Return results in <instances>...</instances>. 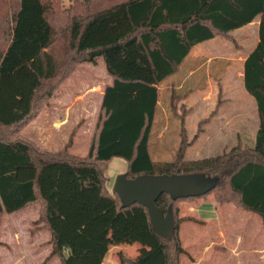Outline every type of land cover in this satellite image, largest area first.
<instances>
[{"label":"trees","instance_id":"trees-1","mask_svg":"<svg viewBox=\"0 0 264 264\" xmlns=\"http://www.w3.org/2000/svg\"><path fill=\"white\" fill-rule=\"evenodd\" d=\"M0 11H5L0 19V232L5 215L39 205L35 224L50 231L53 246L43 264L52 256L61 264H102L108 242L89 238L82 228L112 210L96 232L117 230V219L136 211L148 228L138 241L153 249L129 263L181 264L187 251L179 227L184 221L198 222L180 217L181 201L213 193L218 202L264 221V0H74L69 8L63 0H0ZM255 21L259 41L246 55L243 71L259 114L254 144L240 142L222 155L186 161L183 130L176 159L155 160L150 147L159 86L180 71L196 45L232 40V31ZM63 35L67 44L60 60L50 47ZM100 57L112 82L104 89L88 153L77 156L68 147L54 152L22 136L60 85ZM178 90H173L170 108L176 113L181 103L183 121L182 101L189 91L178 95ZM114 158L127 162L130 179L202 174L212 183L201 194L174 200L164 193L157 199L156 206L174 219L172 235L163 236L142 204L123 208L117 193L108 189L105 170Z\"/></svg>","mask_w":264,"mask_h":264},{"label":"rangeland","instance_id":"rangeland-1","mask_svg":"<svg viewBox=\"0 0 264 264\" xmlns=\"http://www.w3.org/2000/svg\"><path fill=\"white\" fill-rule=\"evenodd\" d=\"M73 3L74 0H63L64 8ZM4 12L0 11V19ZM231 36L232 40L215 38L196 45L180 71L159 86L161 101L150 147L155 160L173 162L176 159L183 130L188 143L183 154L186 161L222 155L240 142L254 144L259 114L255 98L244 86L243 60L258 44V21L232 31ZM66 44L67 35H63L50 50L62 60ZM111 82L103 58H98L95 64H83L51 95L39 116L23 128L22 136L54 152L68 147L70 153L85 156L96 128L104 89ZM173 90H178V95L189 91L182 101L185 107L183 121L179 116L183 112L181 103L176 106V113L170 108ZM126 169L127 162L122 158H114L107 166L105 178L110 191L114 190L117 177ZM203 177L206 176L197 174V178ZM179 208L180 217H194L198 221H184L179 227L182 246L187 251L181 257V264H225V235L233 244L238 238H243L249 244L244 260L247 264H257L254 250L264 247V223L260 216L234 204L220 203L213 193L195 201H181ZM33 210L37 212L38 206ZM124 215L128 218L121 215L117 219V230L112 228L105 233L96 232L99 240H106L111 250L105 264H111V260L130 264L129 261L144 252L138 247H151L138 241V238L146 237L145 229L148 228L143 223L146 218L141 224L136 211L131 216L129 213ZM16 216L5 215L0 241L6 243L0 244V264H9L6 260L9 256L12 257L10 264H37L39 261L27 259L36 253L32 250L36 228L28 219L33 214L28 213L22 218ZM102 220H98L95 226L104 227ZM9 222L17 223L16 229L10 231ZM248 229L250 231L246 233ZM41 243L39 264L46 259L44 251L47 243L43 237ZM58 258L50 264H61Z\"/></svg>","mask_w":264,"mask_h":264},{"label":"water","instance_id":"water-1","mask_svg":"<svg viewBox=\"0 0 264 264\" xmlns=\"http://www.w3.org/2000/svg\"><path fill=\"white\" fill-rule=\"evenodd\" d=\"M211 183L209 177L197 178V175H142L130 179L124 173L117 177L114 191L119 196L123 208L135 203L142 204L148 211L154 230L163 236H171L174 219L171 214L165 216L156 206L157 199L164 193L174 200L201 194L210 188Z\"/></svg>","mask_w":264,"mask_h":264},{"label":"crops","instance_id":"crops-1","mask_svg":"<svg viewBox=\"0 0 264 264\" xmlns=\"http://www.w3.org/2000/svg\"><path fill=\"white\" fill-rule=\"evenodd\" d=\"M244 62H245V58L243 60V63ZM243 71H244V68H243ZM192 72H194V71H191V73ZM36 206H38L37 212L35 210H33V209H35ZM111 211L112 210H109V211L103 213L102 215L96 217L91 223L85 225L82 228V232L86 236H88L89 238H91L93 240H99L98 235L96 233V230H100V228L95 226V224H97V221L101 220L104 217V215H107L108 213H112ZM39 212H40L39 205H34V206H30V207L24 208V209H22L20 211H17L15 213L7 214V215H14V216L18 215L19 218L20 217L22 218V216H27L28 213H32L33 214V216L29 217L28 219L31 220L30 222L33 223L34 227L36 228L35 229V233H34L35 235H34V238L32 240V242H34V244L32 246V250L36 251V253L33 254V255H30V257H28L27 259H33V260H35L37 262L39 261V263H40L41 257H39L40 256L39 254L42 251V248H41V245H42L41 237H43V240H45V243H47L46 249L44 251V255H45L46 259L50 256L53 246H52V241H51L52 240V236H51L50 231L47 228L43 227V223L35 225V222L39 219ZM16 218L18 219L17 216H16ZM4 219H5V217H4ZM4 219H3V222H2V227H3ZM263 223H264V221H263ZM16 224L12 223V222H9L10 231L12 230V228L16 229L15 228ZM1 230H2V228H1ZM249 231L250 230L248 229L246 233H248ZM262 233H263L262 240H264V227H263ZM225 241H226V243L224 244L225 249H224V253H223L225 261L227 260L225 264H247L246 260H244V254L248 252L247 248H248L249 244H246L245 241L243 240V238H238L237 240H235V244H233V241L231 242V240H230L228 235H225ZM1 242L2 243H6V242H4V240H1ZM108 246L109 245L107 243V253H106V255H105L104 259H103V263L102 264H105L106 256L109 253V251L111 253V250L108 249ZM262 246H264V244ZM138 248L140 250L143 249L144 252H148V251H151L153 249V247H142V246L138 247ZM1 251H3L2 248H1ZM254 251H255V254H256L255 255L256 259H254V261H256L257 264H264V247L263 248H259L258 247ZM110 255H112V254H110ZM4 257L5 256H3V258ZM56 257L57 256L50 257L48 263L50 264L52 261H54V259ZM6 260L10 264V262L12 261V257L9 256L8 259H6ZM112 262H113V264H119V261H117V260H114V261L111 260V264H112ZM39 263H37V264H39Z\"/></svg>","mask_w":264,"mask_h":264}]
</instances>
